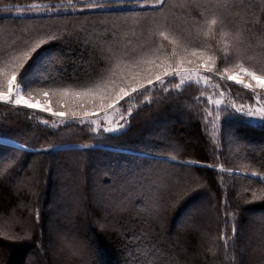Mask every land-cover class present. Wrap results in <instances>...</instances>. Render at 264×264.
I'll return each mask as SVG.
<instances>
[{
    "label": "trees",
    "instance_id": "obj_1",
    "mask_svg": "<svg viewBox=\"0 0 264 264\" xmlns=\"http://www.w3.org/2000/svg\"><path fill=\"white\" fill-rule=\"evenodd\" d=\"M143 2L155 0H0V90L13 70L20 82L27 70L25 93L69 118L104 114L91 96L74 95L97 85L110 97L127 89L130 111L123 129L108 132L104 120L45 124L51 115L0 102V264H264V123L177 76L139 89L216 40L217 93L248 98L226 80L221 25L205 35V22L215 15L239 30L264 69V0ZM61 6L73 10L17 13Z\"/></svg>",
    "mask_w": 264,
    "mask_h": 264
},
{
    "label": "rangeland",
    "instance_id": "obj_2",
    "mask_svg": "<svg viewBox=\"0 0 264 264\" xmlns=\"http://www.w3.org/2000/svg\"><path fill=\"white\" fill-rule=\"evenodd\" d=\"M153 3L154 2H151V3L143 2L140 5L141 6L150 5ZM136 5H139V4H136ZM127 6H130V5L125 4V5H120L119 7L122 8V7H127ZM218 7L219 6L212 8V10H215L213 12H216V11L223 12L220 9V7L219 8ZM71 10H73L72 7H65V6L54 7V8H49V9H46L43 7H34L31 9L20 10L17 13L22 14V15H24V14H42V13H46V12L62 13V12H67V11H71ZM218 12H216V13H218ZM224 12H225V10H224ZM225 15L228 17L229 14L227 12H225ZM210 18H212V17H210ZM219 19H220V22L218 24L221 25L222 31H221V38H219V43L221 44V48L218 51H225L228 54V59L225 62V64H226L225 69H227L226 72H228L226 80L229 83L234 84L235 86L241 87V89H243L247 93H249V97L237 99V98H229L226 96V94L221 95V94L217 93V88L219 87V82L212 79L213 75H216V73H215L216 69L214 67L212 69V67H211L213 62H214V59L216 58L214 51H213V49L217 50L216 40L212 41V45H210V44L204 45L203 44L204 48L202 49V51L196 53L193 57L190 58V60H184L183 63H180V64L175 63V67H173V69L179 68L181 70V74L177 75L178 81L175 84L184 85V84L192 83V84H196V85H201L203 89L205 88V86H212L214 91L212 94L207 95L208 98H214L218 104H220L219 102L221 100H223L222 104H224L225 106L229 105L231 108H233V110L235 111L236 114H238L240 116L242 115L246 120H248L250 122L261 123V121L264 120V117H260L259 115L249 117L246 115V113L249 111H257L260 109H264V87H260L259 84L257 83V81L255 79H253L252 76H250L248 74L249 72H255L257 76L264 77V69H262L260 64H257L256 60H255V59H257V57H259V55H256L253 52H248L247 50L243 49L244 44L242 43V39L239 36L240 31L236 30V29H233L231 31V28L229 27V25L227 26L225 24L226 22L223 21V18L219 17ZM208 20H210V19H208ZM223 33H228V36L227 37L223 36ZM224 38L228 39L227 44H225V42L223 41ZM217 40H218V38H217ZM237 42L239 43V47H237ZM174 45H176V44H172L171 46H174ZM233 49H235V50H233ZM149 51H151V50L149 49ZM122 52H123V50L121 52L120 51L116 52L118 54H116L115 57H118V63H116L114 65L115 68L116 67L118 68L120 63H123V61H122L123 58L124 59L127 58L125 56V55H128L127 52H125V53H122ZM128 52H130V51H128ZM14 55L15 54H13L12 57ZM12 57H6L5 59H3V61H1V63H3L5 65L6 62L9 61ZM209 57H211V59H208ZM173 69H171L168 72H172ZM1 72H3V70H0V73ZM230 75L235 76L237 78V80H242L245 84L251 83L253 85V88L248 89V88L244 87L242 84H239L234 80L228 79V77ZM165 77H168V76H165ZM223 78H225V77H223ZM153 81H154V85L159 83V82H155V79ZM261 83H264V81H261ZM16 85L20 86V89L23 92L24 96L26 98H28L29 95H27L25 93L23 84L19 80H16ZM16 85L13 86V99L15 98ZM0 91L6 92L7 89L6 90H0ZM201 95L205 98V95L203 92L201 93ZM226 97H227V100H226ZM224 99L226 101H224ZM37 101H39V103L41 105L46 104V103L49 104V106L52 108V110L54 112H66L65 110H61V109L55 107L54 103L49 98L48 99L34 98L32 102L35 103ZM0 102L5 103L3 101H0ZM7 104H10V103H7ZM10 105H14V104H10ZM14 106H18V105H14ZM20 106L24 107L22 105H20ZM123 109H125V107H122V101L118 100L117 102L114 103L112 108H107L106 110H104V114H102L100 116H93L95 114H98L99 112H94V113L90 114V119L93 121H96L95 123H91V124H94V127L98 128V127H100L99 122L101 120H104V125L107 127L106 129H119V126L122 124L126 126V124H127L126 113H129L130 111H127L124 113ZM36 111H39V110H36ZM40 112H42V111H40ZM42 113H44V112H42ZM223 113L224 112L220 108H217L216 117L220 116ZM46 114L50 115L49 113H46ZM121 116L125 117V119L122 120ZM70 119H73V118L53 117L52 119H46L45 121L50 122L51 124H56L57 122H60L61 120L69 121ZM77 119H80V118H77ZM80 120H82V119H80ZM214 120H216L218 122L217 118H215ZM82 121H85V120H82ZM101 125H103V124H101ZM218 132H219V130L215 129L216 135H218ZM1 139L2 138H0V140ZM2 140H5V139H2Z\"/></svg>",
    "mask_w": 264,
    "mask_h": 264
},
{
    "label": "snow or ice",
    "instance_id": "obj_3",
    "mask_svg": "<svg viewBox=\"0 0 264 264\" xmlns=\"http://www.w3.org/2000/svg\"><path fill=\"white\" fill-rule=\"evenodd\" d=\"M166 3V0H155V3L147 5L146 7H151L153 9H157L159 8L161 5H164ZM220 22L219 17L213 15L212 18L210 20H207L205 23L207 25V31L205 32V35H211L213 33V29L214 26H216L218 23ZM159 35L165 39H168V33L166 31H161L159 33ZM223 36L227 37L228 33H223ZM46 43V41L41 40L39 42V44L37 45V48H39L40 46L44 45ZM171 43L176 44L177 41L175 39L171 40ZM228 41L225 40V44H227ZM36 49H33V52H35ZM197 52L196 49L193 50V54L195 55ZM172 55L176 56L178 55L176 52L175 47L172 49ZM183 56H180V62L183 63ZM208 59H211V57H209ZM141 63H144L145 61L141 60ZM150 62V61H149ZM19 68H24V64H20ZM225 71H227V69H225ZM181 74V70L179 68H175L173 69L172 72H168L167 69H164L162 72L155 74V82H159L161 85H166L167 81L165 80V76L168 77H173V76H177ZM250 76H252L253 79H255L257 81V83L259 84L260 87H264V83H261V81H264V77H259L256 75L255 72H249L248 73ZM33 79L35 80H41L43 77L40 74V69H36L33 74ZM228 79L230 80H234L239 84H242L244 87L248 88V89H252L253 85L251 83H247L245 84L242 80H237V78L235 76H229ZM16 80H17V71L13 70L7 80V91L3 92L0 91V101H3L5 103H10V104H14V105H22L28 109H34V110H39L42 111L44 113H49L51 116L53 117H60V118H65L67 117L69 114L66 112H54L52 110V108L49 106V104H43L41 105L39 103V101L33 103V99L31 97V93H29V97L26 98L23 94V92L20 89L19 85H16ZM21 82L24 84H28L30 81L28 79V72L27 70H25L24 75L21 78ZM16 85V92H15V98L13 99V86ZM154 85V81L151 77H149L147 79V85H145L144 83H140L139 84V89H144L146 86H152ZM107 86H101V85H97L96 89L93 88H86L83 91H78L75 92L74 95L77 97H81V96H91L92 97V103L94 107H99L100 109H104V108H112L114 103L117 102L118 100H122L124 99L125 96L129 95V91L125 88H121L119 93L115 96V97H110V96H106L104 94L103 89L106 88ZM177 87H179V85H177ZM165 90H167V88H165ZM63 94H68L69 90L68 89H62L60 90ZM138 88L137 87H132L131 88V92H137ZM43 95L45 97H48L49 93L47 91H45L43 93ZM99 101L98 104H96V101ZM71 118L73 119H77L80 118L82 120H85L86 122L89 123H95L96 121H93L90 119V114L88 111H83V112H78V111H71L70 113ZM247 116L252 117V116H257L259 115L260 117H264V109H260L257 111H249L246 113ZM121 119H125V117L121 116ZM262 123H264V120L261 121ZM43 123L47 124V121H43ZM125 127V125H120L119 129H123ZM119 129H107L108 132H117ZM38 213H37V219H38ZM235 234V228H233V235Z\"/></svg>",
    "mask_w": 264,
    "mask_h": 264
}]
</instances>
